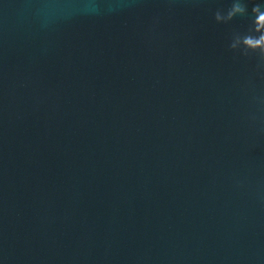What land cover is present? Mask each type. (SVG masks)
Listing matches in <instances>:
<instances>
[{
  "label": "water",
  "instance_id": "obj_1",
  "mask_svg": "<svg viewBox=\"0 0 264 264\" xmlns=\"http://www.w3.org/2000/svg\"><path fill=\"white\" fill-rule=\"evenodd\" d=\"M229 3L0 0L2 264H264V61Z\"/></svg>",
  "mask_w": 264,
  "mask_h": 264
},
{
  "label": "clouds",
  "instance_id": "obj_2",
  "mask_svg": "<svg viewBox=\"0 0 264 264\" xmlns=\"http://www.w3.org/2000/svg\"><path fill=\"white\" fill-rule=\"evenodd\" d=\"M74 7L97 11L101 5L82 3ZM238 18L246 21L247 28L245 31H235L231 34L229 49L243 55L255 54L264 61V0H230L226 8L214 13V20L218 25L231 24Z\"/></svg>",
  "mask_w": 264,
  "mask_h": 264
}]
</instances>
